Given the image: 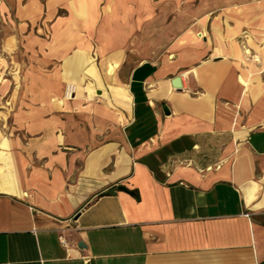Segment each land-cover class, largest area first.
I'll use <instances>...</instances> for the list:
<instances>
[{"label": "crops", "instance_id": "crops-1", "mask_svg": "<svg viewBox=\"0 0 264 264\" xmlns=\"http://www.w3.org/2000/svg\"><path fill=\"white\" fill-rule=\"evenodd\" d=\"M0 17V264H264V0Z\"/></svg>", "mask_w": 264, "mask_h": 264}, {"label": "rangeland", "instance_id": "rangeland-1", "mask_svg": "<svg viewBox=\"0 0 264 264\" xmlns=\"http://www.w3.org/2000/svg\"><path fill=\"white\" fill-rule=\"evenodd\" d=\"M14 7V0H0V9H6V11L8 13H11V11L13 10ZM6 27V23L5 20H3L2 17H0V84H8L9 82L7 81H11V76L13 74V72H11V69L8 68V65L11 61L10 59V54L6 53V52H2L1 50V39L4 37L5 34V28ZM5 100L2 97H0V111L4 110L5 107V103H3ZM4 104V105H3ZM3 105V106H2ZM0 119H1V115H0ZM1 121V120H0ZM3 127L4 129H1V124H0V135L6 137L7 135V121L3 120ZM5 142H1L0 143V147H5ZM1 149V148H0ZM5 153L4 151H2V149L0 150V177L8 174L10 175L11 171L10 169V163L8 161V159L5 158Z\"/></svg>", "mask_w": 264, "mask_h": 264}, {"label": "built area", "instance_id": "built-area-1", "mask_svg": "<svg viewBox=\"0 0 264 264\" xmlns=\"http://www.w3.org/2000/svg\"><path fill=\"white\" fill-rule=\"evenodd\" d=\"M197 37L199 38V39H201L202 37H203V35L202 34H200V33H198L197 34ZM74 93H75V86L74 85H67L66 87H65V91H64V98L66 99V100H71L72 99V97H73V95H74ZM61 244L62 245H65V242L64 241H61Z\"/></svg>", "mask_w": 264, "mask_h": 264}, {"label": "water", "instance_id": "water-1", "mask_svg": "<svg viewBox=\"0 0 264 264\" xmlns=\"http://www.w3.org/2000/svg\"><path fill=\"white\" fill-rule=\"evenodd\" d=\"M171 85L174 89L176 90H180L181 89V82H180V78L179 77H176L174 78L172 81H171ZM168 114V112H166ZM120 191H123V192H127V190L124 188V187H120L119 188ZM79 246H81L79 244Z\"/></svg>", "mask_w": 264, "mask_h": 264}, {"label": "bare ground", "instance_id": "bare-ground-1", "mask_svg": "<svg viewBox=\"0 0 264 264\" xmlns=\"http://www.w3.org/2000/svg\"><path fill=\"white\" fill-rule=\"evenodd\" d=\"M0 181H1L0 190H2V191L10 190L9 186L7 185V183L5 181H3L2 179H0Z\"/></svg>", "mask_w": 264, "mask_h": 264}]
</instances>
